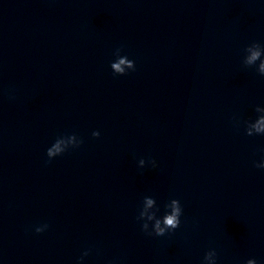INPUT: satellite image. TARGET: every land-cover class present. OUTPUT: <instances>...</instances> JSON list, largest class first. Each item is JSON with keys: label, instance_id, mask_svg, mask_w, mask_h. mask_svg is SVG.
Returning <instances> with one entry per match:
<instances>
[{"label": "clouds", "instance_id": "1", "mask_svg": "<svg viewBox=\"0 0 264 264\" xmlns=\"http://www.w3.org/2000/svg\"><path fill=\"white\" fill-rule=\"evenodd\" d=\"M122 46L117 47L113 55L116 56L115 61L110 63L111 70L114 75H127L129 71H135V61L129 59L126 55H121ZM245 55L243 58V65L245 67L256 66V71L259 75L264 76V46L259 42H252L244 49ZM257 61L259 64L257 65ZM260 115L254 122H249L246 127V135H264V107L257 106L255 108ZM92 136L98 138L100 136L99 131H93ZM83 144V139L79 138L75 133L58 136L52 145L47 149L46 155L48 157L47 162H51L52 159L62 156L69 149L79 148ZM153 167L156 166L155 160L151 161ZM145 160H139V166L143 168ZM257 167L264 168V162L256 165ZM165 213L162 217L157 216L159 208L156 206V200L152 197L145 196L143 198L142 208L137 216L138 221H143L141 224L142 231L148 236L163 237L169 232H174L180 227L181 216L183 209L178 199H172L165 204ZM149 222H152L151 231H149ZM49 225L47 223L37 226L35 228L36 233H42ZM89 255V251H85L79 258L82 262L84 257ZM79 264V262H78ZM203 264H216V252L214 249L205 253ZM246 264H257L255 259H248Z\"/></svg>", "mask_w": 264, "mask_h": 264}]
</instances>
